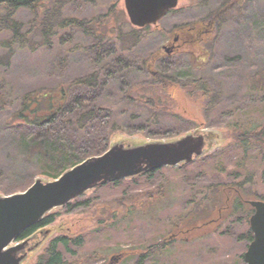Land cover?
I'll use <instances>...</instances> for the list:
<instances>
[{
    "label": "rangeland",
    "instance_id": "rangeland-1",
    "mask_svg": "<svg viewBox=\"0 0 264 264\" xmlns=\"http://www.w3.org/2000/svg\"><path fill=\"white\" fill-rule=\"evenodd\" d=\"M232 1L178 0L177 7L157 26L141 31L140 41L127 52L131 59L136 58V73L123 75L116 71L117 80L106 88L109 95L104 103L112 109L116 123L110 145L134 146L173 141L187 134L205 135L204 151L185 169L189 173H183L181 164L166 166L154 175L151 185L144 183L145 178L134 182L126 178L119 185L108 182L85 191L68 205L51 210L54 221L27 239L26 248H35L21 264H33L57 235L83 237L81 246H74L75 255L63 253L67 264H244L241 255L249 244L245 214L235 211L229 218H222L221 212L213 209L217 205L214 199H221L222 195L215 198L213 190L219 182L240 183L251 176L244 185L245 195L249 197L251 192L264 195L260 173L263 164L257 150L250 149L242 160L246 153L242 154L231 137L237 121L249 127L264 120V99L260 98H264L260 80L264 77V0H235L228 10L220 11ZM112 4L124 10L123 0H84L80 6L64 7L60 16L78 17L85 25L104 31L96 22ZM215 12L220 14L211 36L194 48L191 56L173 54L170 63L167 62L170 65L167 72L161 73L176 83L177 89L163 84L162 87L142 74L143 61L151 53L165 54L163 47L178 46L179 34L171 32L173 28L207 22ZM13 18L25 37L23 44L7 47L3 43L10 32L0 26V101L5 103L0 110V195L22 191L36 178L50 180L36 173L35 162L26 158L25 150L8 132V118L18 105L19 96L55 87L100 67V63L94 67L89 61L94 51L90 35L76 31L72 38L54 36L46 44L32 25L30 11L19 10ZM126 20L124 33L134 28L127 17ZM57 33L62 35L64 31L57 29ZM175 37L178 42H173ZM119 40L114 39L117 48L126 44ZM195 81L204 82L211 90L209 99L196 98L195 93L191 96L187 92ZM127 97L137 99L129 101ZM148 97H152L158 109L146 102ZM232 109L237 112L229 117L226 113ZM152 125L179 128L170 136L148 135L147 128L136 131L140 126ZM199 171L205 176L198 183L189 179L188 174ZM233 173H238L237 177ZM15 182L24 187L15 189ZM179 218L186 222L192 218L195 225L176 235L175 231L182 227L173 228ZM165 238L167 244L160 245ZM142 254L145 256L141 257Z\"/></svg>",
    "mask_w": 264,
    "mask_h": 264
},
{
    "label": "trees",
    "instance_id": "trees-1",
    "mask_svg": "<svg viewBox=\"0 0 264 264\" xmlns=\"http://www.w3.org/2000/svg\"><path fill=\"white\" fill-rule=\"evenodd\" d=\"M83 2L84 0H0V16H2L0 17L2 23H0V26L3 30L10 32L9 39L3 43L7 47H12L14 44H23L22 39L25 36H21L20 24L13 18L22 9L32 13L34 22L32 25L38 29L42 41L46 44L52 42L50 39L54 36L64 40L72 38L76 31L88 34L94 39L93 47L91 46L94 51L89 61L94 67L95 64L100 63L97 70L52 88L43 87L23 93L19 96L18 105L13 108L8 118L7 129L12 138L25 150L26 158L29 157L35 162L36 173L45 175L49 179L57 178L67 169L86 158L103 153L110 146V137L116 129V123L113 119L112 109L104 103V98L109 95L106 88L117 80L116 71L121 72L123 75L132 74L133 71L136 73V58L131 59L127 52H130L129 50L135 45L134 43L140 41L141 31H146L150 27L137 28L138 30L134 27L133 30L126 31V33L122 32V28L128 25L125 11L122 8H115L114 4L96 22V25L102 27L104 31L95 30L96 26L92 28L85 25L78 17L60 16V11L64 7H69L72 4L80 6ZM234 2L235 0L227 3L220 11L228 10ZM219 12H215L207 22L196 21L173 28L171 32L179 34V42L177 40L178 44H176L178 46L165 54L159 51L151 53L143 61L142 74H147L152 81H157L158 85L162 87L170 88L169 86H172L177 89L178 85L176 83L162 75L167 72L166 68L170 66L167 62L170 63L173 54L184 53L191 56L194 48L202 45L211 36ZM56 18L60 19L56 22ZM57 29L63 30L64 33L57 35ZM115 37L120 38L119 43L125 41L126 44L123 43L117 48L114 43ZM117 49L119 52H117ZM58 63L61 65V62ZM259 77L261 78V75ZM260 80H263L261 88L264 91V77ZM257 84L260 86L259 80ZM136 91H139V89ZM187 92H190L191 96L192 93H195L196 98L203 100L209 99L211 94V90L202 81H195V85ZM151 96L153 97V95ZM152 97H148L146 102L158 109V105L152 102ZM127 98L129 101L137 99V97ZM260 98L261 100L264 99L262 96ZM138 99L144 103L141 97H138ZM4 107L5 103L0 101V110ZM162 108L166 109L163 106ZM236 112V109H232L226 115L229 116ZM190 127H192V123ZM143 128L149 130L148 135L170 136L179 127L163 129L155 125L151 127L140 126L136 131H141L140 129ZM180 128H185V126ZM231 137L241 148L242 154L246 153L242 160L247 158L250 149L257 150L259 159L263 164L261 172H259L261 173L262 182H264V120L261 122L255 121L249 127L237 121L231 129ZM189 164H181L183 173H189L188 170H185ZM160 169L150 170L129 178V182H134L141 177L145 178V184L151 185L152 178ZM221 171L219 170L220 173ZM237 174L233 173L232 176L237 177ZM188 175L189 179L193 178L198 183L205 176V173L199 171ZM187 178L186 175L185 179ZM250 180L251 176H248L240 183L227 184L219 182L215 184L216 188L213 190L215 198L216 195H222V197L221 199L218 197L214 199L217 205L213 209L219 211V214L221 212L222 218L227 219L235 211H242L245 214L243 218L249 226L247 221L249 215L253 212V208L245 202L246 199L250 197L251 199L264 201V195L260 193L251 192L249 197L245 195L244 185ZM125 181L126 179H118L110 183L119 185ZM18 187H24V184L17 185L15 182V189ZM17 191L19 190L17 189ZM53 221L54 216L52 214L45 215L40 221L25 229L16 240L20 241L31 236L38 229L51 224ZM177 221L179 222L173 228L182 227L175 231L176 235L183 234L195 225L192 218L187 222L182 218ZM205 224L204 222L202 226ZM183 227L186 229L183 230ZM247 234V240L250 242L252 233L249 228ZM167 242V239L166 241L163 239L160 245L164 246ZM82 243L83 237L81 236L72 238L66 235H57L48 242L44 252L38 256L33 264H67L63 253L75 255L76 249L74 246L76 248L80 247ZM144 256L142 254L141 257ZM241 256L243 257V255Z\"/></svg>",
    "mask_w": 264,
    "mask_h": 264
},
{
    "label": "water",
    "instance_id": "water-1",
    "mask_svg": "<svg viewBox=\"0 0 264 264\" xmlns=\"http://www.w3.org/2000/svg\"><path fill=\"white\" fill-rule=\"evenodd\" d=\"M177 4L178 0H123L129 23L139 28L156 25ZM204 146L205 135L200 133L134 146L113 143L102 154L81 161L55 179L36 178L23 191L0 195V264H21L27 251L35 247L25 250L27 239L12 243L52 209L67 205L100 184L133 178L164 166L189 163L203 153ZM246 202L254 212L249 217L252 240L243 253V262L264 264V201Z\"/></svg>",
    "mask_w": 264,
    "mask_h": 264
},
{
    "label": "flooded vegetation",
    "instance_id": "flooded-vegetation-1",
    "mask_svg": "<svg viewBox=\"0 0 264 264\" xmlns=\"http://www.w3.org/2000/svg\"><path fill=\"white\" fill-rule=\"evenodd\" d=\"M175 40H176V38H175ZM174 44H176V43H174ZM172 46H174V49H175V45L172 44V45H171V49H172Z\"/></svg>",
    "mask_w": 264,
    "mask_h": 264
}]
</instances>
